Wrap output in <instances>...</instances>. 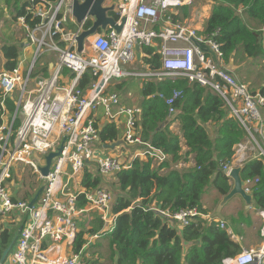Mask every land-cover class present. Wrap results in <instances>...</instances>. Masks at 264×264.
<instances>
[{
	"label": "built area",
	"instance_id": "2783aa9c",
	"mask_svg": "<svg viewBox=\"0 0 264 264\" xmlns=\"http://www.w3.org/2000/svg\"><path fill=\"white\" fill-rule=\"evenodd\" d=\"M71 4L72 0H58L54 4L27 0L25 13L14 20V28L24 34L23 46H36L32 60L26 71H23L25 58L22 57L12 71H0V217L16 212L22 226L4 264H81L79 255L71 253L79 217L88 211L98 213L103 226L92 238L110 233L115 219L111 214L113 196L109 190L82 187L85 167L91 166L99 175L109 177L130 169L135 159L150 160L157 166L169 160L161 149L140 139L136 123L141 110L122 106L116 93L107 92L111 81L183 78L209 88L220 96L248 134L246 142L236 145L231 161L221 165L222 172L227 175L232 168H242L250 159L264 160L261 115L264 87L258 92L250 91L224 67L221 44L216 40L219 30L203 34L200 23L189 27L192 20L186 26L187 19L172 20L181 8L194 9L196 0H106L104 5H114L116 21L119 23L125 18V25L119 33L108 28L104 33L95 34L89 45L93 52H88L83 45L80 53L76 51V37L84 29L72 17ZM209 11L203 15L202 22ZM66 21L76 24L77 29L64 32L62 23ZM198 44L204 45L208 53ZM136 46L140 58L142 48H158L160 68L151 70L142 66L136 58ZM43 48L55 54V63L47 77H32ZM135 63L140 66L130 67ZM86 73L95 81L82 92L78 83ZM30 82L33 89L27 90ZM15 93H18L17 100L13 98ZM180 95V91L174 90L166 99L172 121L170 129L178 123L172 104ZM102 122L123 125L121 140L140 149L127 161H122L119 155H106L98 139L97 126ZM62 142V150L52 159L48 175L42 176L40 168L45 164V157ZM247 142L253 148L250 158H245ZM16 165L29 168L43 184L42 193L32 208L28 207L31 199L13 200L9 185ZM257 181L243 179L245 193L251 194ZM80 201L85 202L83 207L77 206ZM149 210L172 219L179 228L189 223L190 216L198 214L195 209L175 214L155 207ZM258 214L263 219L260 243L224 258L222 264H264V210ZM204 217L232 234L224 221Z\"/></svg>",
	"mask_w": 264,
	"mask_h": 264
},
{
	"label": "trees",
	"instance_id": "16d2710c",
	"mask_svg": "<svg viewBox=\"0 0 264 264\" xmlns=\"http://www.w3.org/2000/svg\"><path fill=\"white\" fill-rule=\"evenodd\" d=\"M10 1L6 0L11 6L14 21L24 15L27 0L20 3L15 0L12 5ZM46 1L54 4L58 0ZM211 1L210 13L201 31L209 34L219 30L216 40L221 44L224 64L234 63L233 57L237 54L264 64V0ZM190 10L181 8L178 14L173 15V22L188 19ZM109 16L115 20L118 18L115 13H109ZM91 24V19H87L82 28L88 29ZM62 29L64 32L75 31L77 25L66 21L62 23ZM20 44L9 41L0 45V71H12L16 67L20 58ZM46 60L50 61L46 63ZM48 63H52V67L55 58L47 59L43 53L35 64L32 77H47L51 68ZM139 63L151 70L159 69L158 48H142ZM94 81L86 73L80 79L78 89L84 92ZM122 84L123 82L117 85L116 90ZM174 90L181 92L172 104L176 110L174 119L178 122L180 135L170 129L172 121L166 104V99ZM140 97L138 107L141 113L136 123L140 139L161 149L170 160L157 166L150 160L135 159L130 169L109 176L113 178L118 190L116 195L112 194L111 214L115 215V219L113 230L103 235V244L99 246L109 253L104 259L99 256L88 258L86 254L89 249L84 247L87 244L86 236L92 230L81 229L79 225L71 253L79 255L81 264H222L224 258L233 257L243 248L225 230L219 229L214 220L202 216L210 213L203 198L208 188L212 189L208 192L215 193L219 198L229 192L231 183L222 172L221 165L231 161L236 145L246 142L248 134L232 117L220 96L209 88L189 83L186 79L143 80ZM97 128L101 147L123 142L119 126L107 123ZM181 139L187 148L185 155H182ZM188 155L193 156L192 165L178 170L174 165L186 162ZM109 177H103L93 167L86 166L81 184L87 190L101 187L109 190L104 184V180ZM241 177L258 180L251 193L254 211L258 213L264 210V160L254 158L245 162ZM27 184L28 189H25L22 196L25 200L32 197L36 186L30 174ZM19 185L24 189L25 180ZM17 199L20 198L13 194V200ZM218 200L214 202L215 206ZM84 205L85 202L80 201L77 206ZM150 207L170 214L195 209L198 214L190 216L189 223L179 228L177 222L149 210ZM257 219L242 211L232 221V233L244 239L247 230L257 224ZM241 226L246 228H240ZM16 235L17 232L8 229L0 233V257L12 240L15 246Z\"/></svg>",
	"mask_w": 264,
	"mask_h": 264
},
{
	"label": "rangeland",
	"instance_id": "374dc122",
	"mask_svg": "<svg viewBox=\"0 0 264 264\" xmlns=\"http://www.w3.org/2000/svg\"><path fill=\"white\" fill-rule=\"evenodd\" d=\"M23 1L24 0H19V3L23 2ZM13 2H15V0H11L10 5H12ZM208 9L211 10L210 2H206L203 0H196V5H195L194 9L190 10V16L188 18L189 20L187 19L184 22V25L186 26L187 23H190L192 20L193 21L192 25H190L189 27H196L199 23H200L199 26H203V23L205 21L202 22V17ZM209 13H210V11H209ZM191 17H192V19H190ZM9 41L17 43V44H20V43L24 44V42L26 40H25L24 34L14 28L13 21H12L11 6H9L7 4L6 0H0V45L4 42H9ZM22 49L23 48H21V57L25 58L23 71H26L29 63L32 60L33 52L35 51L36 46L34 45L28 51H24V52ZM41 51H42V53H46L45 57H47L48 59H52L54 56L53 53L47 52L45 48H43ZM55 60H56V58H55ZM40 61H41V59H40ZM40 61L38 62V64L40 63ZM48 61H50V60H46V63ZM246 61H248V60H245V62ZM253 62H254L255 67L251 70L250 74L248 75L249 78L243 79V81H241V82L247 85L248 81L250 80V81L255 82L256 86L258 87L261 85V81L264 77V68L260 65L261 64L260 62H256V61H253ZM249 63H250V61H249ZM138 66H140V64H135V67H138ZM258 66L260 68H258ZM243 72L248 74V69L244 68ZM129 81L131 82L133 80H129ZM247 86L249 87V85H247ZM128 87H130V86L127 85V89H128ZM131 87H133L137 90L138 85L135 84V85H132ZM263 87H264V85L261 86L260 89ZM30 89H33V84L31 82L28 84V87H27V90H30ZM260 89H258L256 91H259ZM109 90H110V92L114 91L113 85L110 86ZM130 91H131L130 95H128L127 93L122 94L118 91L117 92L121 96V101L124 104L129 105L127 107H138L139 103H140L139 95L137 93H134L133 89H130ZM13 98H14V100H17L18 99V93H15ZM119 128H120V132L123 134V131H122L123 126L120 125ZM139 149H140L139 147L137 150L134 149L133 154L136 151H138ZM121 152H123L125 154L128 153L126 148H122ZM104 153L106 155H111L112 151L109 149H105ZM249 154H253V148H252L251 143L247 142V149L245 150V158H250L248 156ZM121 158H122V156H121ZM176 167L181 168V166L180 165L178 166V164L176 165ZM178 170H180V169H178ZM29 174L30 175L32 174L30 169L27 167L21 166V167H19L18 179L14 180L15 183H17L18 185L20 184V182L22 180H25L26 186H24V190L28 189L27 181H28ZM35 182H36L35 190L33 191V194L31 191L32 197L30 196V198L28 200L32 199L33 196L38 191V189L41 188L43 185L42 182L36 178H35ZM104 184L111 191V193L113 195L114 194L116 195V193H118V190H117L116 186L114 185V180L112 177L105 179ZM210 190H212V189L208 188L206 190L207 193L205 194V196L203 198V203H204L205 207L210 210V213H211L213 208L215 207L214 202L217 199L220 200L221 197L219 198L213 192H208ZM20 198H21V200H25V199H22V197H20ZM242 211H245L246 213L258 218L257 224L255 226H253L251 229L247 230L246 235L244 236L243 240H239L243 249H249V248H247V245H251V246L255 247L261 241L260 232H261V229L263 226L262 217L258 213H255L254 209H248L239 197H235L223 209L221 218H224V220L228 222V226H231L233 229L234 223L232 221L236 220L240 216V213ZM14 214L15 213H11L9 216H12ZM260 224H261V227L259 229ZM78 225H79V228H81V229L83 228L85 230H92L88 234L89 245L86 249H89V252L86 254V256H88V258H96L99 256L101 259H104L108 255L109 252L107 250H105L104 247H99L100 245L103 244V235L98 236L97 238H92L93 234L99 232V230L103 226V223L99 219L98 213L95 211H88V212L82 214L78 219L77 228H78ZM240 228H246V227L241 226ZM15 231H16V228H13L14 233H15ZM232 234L235 236L237 235L235 233H232Z\"/></svg>",
	"mask_w": 264,
	"mask_h": 264
},
{
	"label": "water",
	"instance_id": "95a60500",
	"mask_svg": "<svg viewBox=\"0 0 264 264\" xmlns=\"http://www.w3.org/2000/svg\"><path fill=\"white\" fill-rule=\"evenodd\" d=\"M106 0H84L80 3L78 0H72L71 4V15L75 19V22L78 26H82L84 22L89 18L92 21L91 26L88 29H84L80 32V34L76 37L77 53H80L83 49V45L86 39L93 37L100 31H106L108 28L115 30L119 33L124 25H125V18H121L120 22L118 23L113 17L109 16V13H115L114 5L105 6ZM204 53H208L207 48L202 45H197ZM136 58L139 59V47L136 46ZM100 88L97 89L99 91ZM121 144V142H116L110 146V148L117 147ZM63 142L57 148L56 151H51L45 157V164L43 167L40 168V173L42 176H47L49 173V168L52 163V159L60 153L62 150ZM104 147V148H106ZM241 169L240 167H234L230 170L227 174V177L231 181V186L229 192L222 196L219 200L214 212L210 216L211 218H221V212L224 207L235 197H239L244 205L248 209L255 208L254 202L252 200V195L245 193L243 189V179L241 177ZM43 188H39L33 198L30 200L28 207L32 208V206L37 202L40 194L42 193ZM159 214V213H158ZM19 227L18 231L21 230ZM14 240L9 244V246L3 250L1 257H0V264H4L7 257L9 256L10 252L12 251Z\"/></svg>",
	"mask_w": 264,
	"mask_h": 264
},
{
	"label": "crops",
	"instance_id": "0c3cea01",
	"mask_svg": "<svg viewBox=\"0 0 264 264\" xmlns=\"http://www.w3.org/2000/svg\"><path fill=\"white\" fill-rule=\"evenodd\" d=\"M105 6H108L107 4L105 5ZM208 16H209V13H208ZM208 16H207V18H208ZM206 20V19H205ZM13 25H14V21H13ZM202 27L203 26H199V28L202 30ZM101 33H104V32H102L101 31ZM94 37V36H93ZM93 37H90V38H88V39H86L85 40V42H84V45H85V48H86V50L88 51V52H93L92 50H91V48H90V43H91V41H92V39H93ZM21 48H23L22 50H23V52L24 51H28L30 48H26V46L24 45L23 46V44L21 43L20 44V55H19V57H21ZM50 53H52V52H50ZM45 54L46 53H44V56H45ZM54 54V53H53ZM1 55V54H0ZM54 58H56V56H55V54H54V56H53ZM45 58H47V57H45ZM48 59V58H47ZM140 59V58H139ZM233 59H234V63H228V64H224V67L228 70V72H230L238 81H243V79H248L249 77H248V75L250 74V72H251V70L255 67V65H254V62H253V60H249V59H246V57H244L243 55H241V54H237L236 55V57H233ZM233 59H231V61H233ZM245 60H248V61H246L245 62ZM249 61H250V63H249ZM257 62V61H256ZM136 64V63H135ZM135 64L133 65V66H130V67H135ZM48 65H49V68L51 67V65H52V63H48ZM263 68H264V64H260ZM244 68H247L248 69V74H246V73H244L243 72V69ZM258 68H260L259 66H258ZM113 82V83H112ZM123 82V84H122V86H121V88L119 89V90H116V86L117 85H119V84H121ZM135 82V83H134ZM138 85V88H137V90L135 89V88H133V87H131L132 85ZM111 85H113V90L114 91H112L113 93H116L118 96H119V98H120V103H121V105L122 106H125V107H127V106H129V105H126V104H124L122 101H121V96L118 94V92H120V93H122V94H128V95H130L131 94V91H130V89H133V91H134V93H137L138 95H139V99H140V101H141V97H140V88H141V81L140 80H133V81H129V80H123V81H111L110 83H109V86H108V88H107V92H109V93H112V92H110V86ZM127 85L128 86H130V87H128V89H127ZM247 85H249V89H250V91H252V92H258V91H256V90H258V89H260V87L261 86H263L264 85V77H263V79H262V81H261V85L260 86H256V83L255 82H253V81H248V84ZM262 89V88H261ZM260 89V90H261ZM259 90V91H260ZM118 91V92H117ZM261 115H262V119H263V127H264V108L263 109H261ZM105 123H103L102 122V125H104ZM123 126V125H122ZM171 126V125H170ZM171 130L174 132V133H177V132H179V125H178V123L176 124V125H173L172 126V128H171ZM122 131H123V129H122ZM242 143H244V142H242ZM182 145H183V148H182V155H185L186 154V152H187V148L184 146V144H183V142H182ZM122 148H126L127 149V154H125V153H123V152H121V149ZM103 149L105 150V149H109V150H111L112 151V154L111 155H119V156H122V161L123 160H125L126 159V161H127V159L129 158V157H131L132 156V154H133V150L135 149V150H137L138 149V146H134V145H131V144H128V143H126V142H122L119 146H117V147H114V148H110V147H108V148H104L103 147ZM250 155V154H249ZM251 156V155H250ZM192 155H188L187 156V161L186 162H180V163H178V166L180 165L181 166V168H186V167H188V166H191L192 165ZM170 160V159H169ZM169 160L167 161V162H169ZM248 161V160H247ZM246 161V162H247ZM177 165V164H176ZM176 165H174L175 167H176ZM19 167H21V166H18V165H16L15 166V168H14V171H13V174H12V182L10 183V190H11V192L16 196H18L19 198L20 197H22L23 195H24V189H21V186L20 185H18L17 183H15V179H18V174H19ZM177 168V167H176ZM181 168H177V169H181ZM241 168V167H240ZM17 174V175H16ZM32 176H33V178H34V180H35V176L33 175V174H31ZM230 183H231V181H230ZM21 199V198H20ZM219 202V201H218ZM218 204V203H217ZM217 206V205H216ZM216 206L213 208V210H212V212L211 213H209L208 215H202L203 217L204 216H211L212 215V213L214 212V210H215V208H216ZM227 206V205H226ZM225 206V207H226ZM224 207V208H225ZM253 209H255V208H253ZM223 211V210H222ZM256 211V210H255ZM257 212V211H256ZM17 215H18V213H16L15 212V214L14 215H12V216H5V217H0V233L3 231V230H6V229H8V230H11V231H13V228H16V231L15 232H17V234H18V229H19V227L21 226V223L18 221V217H17ZM221 215H222V212H221ZM204 218H206V217H204ZM215 219H218V220H222V221H224L225 223H226V225H228V222L227 221H225L224 220V218H215ZM228 228H229V230L231 231V228H230V226H228ZM17 238H18V235H16V237L14 238L16 241H17ZM231 238L234 240V241H236V242H239V240H243L242 239V237L241 236H239V235H233V234H231ZM86 240H87V244H86V246L84 247V248H87L88 247V245H89V243H88V234H87V236H86ZM239 244L241 245V243L239 242ZM187 247V245H185V248ZM251 247H253V246H250V247H247V248H251ZM6 263V262H5Z\"/></svg>",
	"mask_w": 264,
	"mask_h": 264
},
{
	"label": "clouds",
	"instance_id": "9594fccd",
	"mask_svg": "<svg viewBox=\"0 0 264 264\" xmlns=\"http://www.w3.org/2000/svg\"><path fill=\"white\" fill-rule=\"evenodd\" d=\"M101 32V31H100ZM100 32H98V33H100ZM19 232V231H18ZM11 253V252H10ZM10 255V254H9ZM8 258V257H7ZM7 260V259H6ZM6 262V261H5Z\"/></svg>",
	"mask_w": 264,
	"mask_h": 264
}]
</instances>
